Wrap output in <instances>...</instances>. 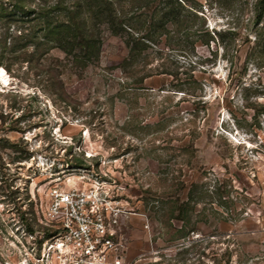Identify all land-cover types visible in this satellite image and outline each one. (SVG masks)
Masks as SVG:
<instances>
[{"label": "rangeland", "instance_id": "rangeland-1", "mask_svg": "<svg viewBox=\"0 0 264 264\" xmlns=\"http://www.w3.org/2000/svg\"><path fill=\"white\" fill-rule=\"evenodd\" d=\"M184 5L202 15L190 37L131 63L128 34L103 24L85 68L6 51L20 24L0 11V264H36L48 190L95 177L125 200L124 264H264V0ZM114 7L131 27L135 4Z\"/></svg>", "mask_w": 264, "mask_h": 264}, {"label": "trees", "instance_id": "trees-1", "mask_svg": "<svg viewBox=\"0 0 264 264\" xmlns=\"http://www.w3.org/2000/svg\"><path fill=\"white\" fill-rule=\"evenodd\" d=\"M115 3L116 0H2V16L8 24H20L12 30L11 26L7 28L3 47L9 53L19 55L26 54L30 49L35 55L58 48L71 59L73 65L85 68L99 59L103 45L100 28L107 24L115 35L122 32L128 34L125 38L129 55L125 61L132 63L157 38L170 33H183L185 38L190 37V18L202 16L187 8L184 0H131L139 15L135 16V20L134 16L131 17L130 27L118 15ZM203 27L201 30L206 31L202 35L204 39L198 40L208 46L210 32ZM194 42L195 39L191 41L193 47L196 46Z\"/></svg>", "mask_w": 264, "mask_h": 264}, {"label": "built area", "instance_id": "built-area-1", "mask_svg": "<svg viewBox=\"0 0 264 264\" xmlns=\"http://www.w3.org/2000/svg\"><path fill=\"white\" fill-rule=\"evenodd\" d=\"M91 181L89 187H53L46 193L43 231L28 235L37 243L36 264H124L125 200L110 182Z\"/></svg>", "mask_w": 264, "mask_h": 264}, {"label": "bare ground", "instance_id": "bare-ground-1", "mask_svg": "<svg viewBox=\"0 0 264 264\" xmlns=\"http://www.w3.org/2000/svg\"><path fill=\"white\" fill-rule=\"evenodd\" d=\"M0 76H1L0 78H1L2 80L5 79L4 76L2 75V73L0 74ZM5 81H6V80H5Z\"/></svg>", "mask_w": 264, "mask_h": 264}]
</instances>
